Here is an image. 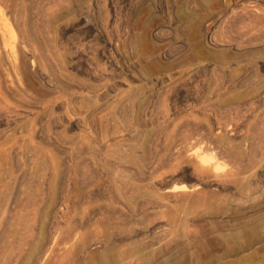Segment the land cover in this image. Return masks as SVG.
Returning a JSON list of instances; mask_svg holds the SVG:
<instances>
[{
  "label": "rangeland",
  "instance_id": "374dc122",
  "mask_svg": "<svg viewBox=\"0 0 264 264\" xmlns=\"http://www.w3.org/2000/svg\"><path fill=\"white\" fill-rule=\"evenodd\" d=\"M0 55V264H264V176L202 201L185 162L212 69L242 61L264 174V0H0Z\"/></svg>",
  "mask_w": 264,
  "mask_h": 264
},
{
  "label": "bare ground",
  "instance_id": "6f19581e",
  "mask_svg": "<svg viewBox=\"0 0 264 264\" xmlns=\"http://www.w3.org/2000/svg\"><path fill=\"white\" fill-rule=\"evenodd\" d=\"M20 13H22V12H20ZM20 37H21V42L28 47L31 56H33V51L30 49L31 40H29V36L27 34H25V32H22L20 34ZM254 53H256V52H254ZM235 55H238V53ZM250 55H252V54H250ZM263 62H262V60L260 62L259 61L253 62L252 60L251 61L248 60L249 66H251V68L254 69L256 74H258L259 71L262 72V70L264 69V63ZM242 64H245V63H242V61H237L235 63V67H232V64H231V67L218 64L219 66H216L213 69L209 68V69H212L213 71L215 70L216 74H217L215 76L213 88L211 87V89L208 90L209 91L208 94H206V92L200 90V91H202V93L204 92L205 94L204 95L202 94L203 96L200 99L201 102L199 101L200 102L199 103L200 104L199 110L202 112L203 116H205L208 113L212 114V116H214V123L209 128V130H206V132L203 133L202 138L199 142V152H197L194 157L188 156L187 158H185V162L188 165H190V166L192 165L194 167V171L187 173L186 178L188 177V179H193L196 183L194 186L193 185L189 186V187L186 186V190L189 191V193H187L186 195L196 196L199 199H201L202 201H209V200L215 198L217 196V192H215V191H221V192L223 191L224 192V191L231 189V188H233V190L241 198H244V199L248 198V197H252V196L255 197L256 194H260V192L262 191L263 186H261V185L263 182L264 174H263V172H261V169L263 168L262 167L263 165L261 163H258L259 161L254 163V162H252V160L249 159V156H250L249 153H251L252 145H250L248 143L247 139H245V135L241 134V128H240L242 126L241 125L242 124L241 119L246 118V116L252 111V109L254 108L253 107L254 102L251 100V98H248V96L244 95L243 93H239V92H237V93L235 92V94L233 96L228 97V95L232 91H235L236 83L240 82L239 78H238V74L240 72L237 73V71H241L240 66ZM205 66H207V64ZM210 66H211V64H210ZM246 66H244V67L246 68ZM208 67H209V65H208ZM201 68H203V67H201ZM203 69H207V68H203ZM205 74L206 73L204 70V75ZM257 76H256V78H257ZM176 77H175V79H176ZM206 77H207V75H206ZM162 81H164V80L156 78V79H153L152 83L162 85L163 84ZM180 81H178V82H180ZM175 82H177V81H175ZM175 82L170 81V83H169V80H168V85L171 86ZM175 84H178V83H175ZM199 84H201V83H199ZM171 87L177 88V86H171ZM132 89H134V88L132 87ZM199 89H200V87H199ZM176 91H179V90H176ZM177 93H179V92H177ZM181 108H183V107H181ZM252 116H253V114H252ZM95 129H97V128H95ZM134 133H135V131L133 128L130 130V134H132L133 136L135 134H137V133H135V134ZM247 156H248V160H245L244 158ZM128 157L130 158V162L137 164V165L140 164L139 158L136 154H134V152H133V154H130ZM220 161L229 162L232 165L231 168L227 169L226 171L219 172L218 166L220 165L219 164ZM181 187H185V185H183ZM164 189H166L165 193L167 194V193L173 191L175 189V187L173 186L171 188H164ZM208 189H214L215 191L208 192ZM176 223H177V220L173 219L172 222L170 221V224H172V225L169 224V226L175 227ZM179 228H180V226H179ZM171 230H172V228H171ZM36 250H37L36 247L33 248L31 253L34 254V252H36ZM112 256H113V254H112ZM108 258L109 257H107L106 259H108ZM110 260H111V258H110ZM106 263H108V260ZM109 263H110V261H109ZM111 263H112V261H111Z\"/></svg>",
  "mask_w": 264,
  "mask_h": 264
}]
</instances>
